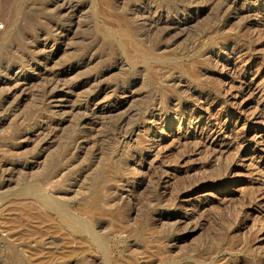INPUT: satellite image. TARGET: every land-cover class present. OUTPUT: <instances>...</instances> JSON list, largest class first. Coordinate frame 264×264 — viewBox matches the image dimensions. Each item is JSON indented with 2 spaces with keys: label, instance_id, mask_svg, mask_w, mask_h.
Here are the masks:
<instances>
[{
  "label": "rangeland",
  "instance_id": "rangeland-1",
  "mask_svg": "<svg viewBox=\"0 0 264 264\" xmlns=\"http://www.w3.org/2000/svg\"><path fill=\"white\" fill-rule=\"evenodd\" d=\"M0 264H264V0H0Z\"/></svg>",
  "mask_w": 264,
  "mask_h": 264
},
{
  "label": "bare ground",
  "instance_id": "bare-ground-1",
  "mask_svg": "<svg viewBox=\"0 0 264 264\" xmlns=\"http://www.w3.org/2000/svg\"><path fill=\"white\" fill-rule=\"evenodd\" d=\"M156 23H157V22H156ZM156 23H155V24H156Z\"/></svg>",
  "mask_w": 264,
  "mask_h": 264
}]
</instances>
